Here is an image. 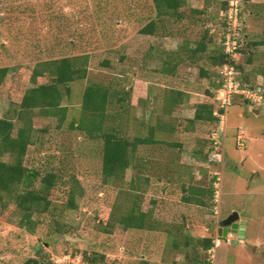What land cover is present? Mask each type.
<instances>
[{
  "label": "rangeland",
  "instance_id": "rangeland-1",
  "mask_svg": "<svg viewBox=\"0 0 264 264\" xmlns=\"http://www.w3.org/2000/svg\"><path fill=\"white\" fill-rule=\"evenodd\" d=\"M249 1L248 5L244 1L242 9L246 25L249 26L248 40L255 41L261 39L264 33V0ZM190 3L196 6L195 1ZM152 4V0H0V67L26 66L64 55L89 54L88 78L73 83L72 96L63 101L70 109V118L80 113L84 90L91 82L108 84L113 81L120 82L123 87H132L134 101L137 102L146 94L149 83L161 81L162 84L189 92L190 100L186 106L165 118L168 123L177 126L181 117L195 115L196 104L204 99V89L209 81L199 77L196 67L180 68L177 76L161 79V74L153 72L157 67L156 62L146 58V53L151 49L154 52L174 50L186 42L196 43L203 28L188 23H172L168 29L172 32L170 36L141 34L140 29L150 20ZM253 6L255 9L251 18L248 14ZM69 41L74 44L70 46ZM250 50L244 46L238 56L239 65L245 68L241 76L243 78L252 74L249 77L256 78L255 83L264 84V75L255 74L258 69H264V46L253 48L252 63H248ZM106 60L111 62V67L105 66ZM218 76L217 82L220 79ZM16 100H20V97H16ZM249 102L236 96L228 110L222 162L206 154L211 124L197 125L189 133L164 137L165 140L182 143L181 151L171 150L170 157L179 160L184 167L172 166L169 172H174L175 177L171 179L169 188L173 189L168 194L163 193V196L167 206L165 213L169 212L170 218L181 222L185 216L189 218L192 239L188 244H185V232V237L174 235L169 238L167 234H160L161 239L153 244L155 239L151 240L152 234L144 238L131 237L128 233H122L121 226L116 227L114 234L98 231L96 218L102 207H108L116 213L126 212L130 208L128 184L133 171L129 169L126 172L124 185L105 183L100 142L83 141L82 135L71 130L68 124L64 130L58 131L55 130L54 119L36 117L34 121L37 127H50L51 130L40 138L39 150L34 154V165L39 167V161L45 157L54 160L55 164H59L62 158L65 166L76 167L75 171L85 187L79 208L69 211L67 216L68 224L74 225L77 230L48 236L47 228L43 225L38 234H31L16 223L0 219V264H24L30 257L37 256L39 251L51 257L52 261L65 254L78 255L82 259L80 264H91L83 261V256L92 251L106 254L108 262L112 264H143V256H146L149 264H170V261L173 264L179 261L205 264L212 253L205 250L202 239L210 237L220 222L233 212L248 217L254 209L260 214L261 220L253 229L252 239L245 241L234 235L233 242L229 244L223 237L222 245L215 252V263L264 264V97ZM155 105L152 108L154 113L151 114L154 122L163 113L161 107L164 110L162 103ZM10 106L9 98L2 96L0 117L5 115ZM147 108L138 104L132 108L131 115L144 121ZM140 132L139 123L132 121L130 133ZM243 140L244 145L241 146ZM66 147L71 151L61 154ZM69 153L71 156L67 157ZM153 160L157 161L155 158ZM164 165L163 162L155 163L153 171H163ZM218 172L221 175L218 216L212 209L213 203H209L210 199H206L208 205H198L199 208L195 203H184L182 185H197L209 190L212 186L211 176ZM163 181L154 178L150 190L139 195L143 207H148L152 198L161 200L165 186Z\"/></svg>",
  "mask_w": 264,
  "mask_h": 264
},
{
  "label": "trees",
  "instance_id": "trees-1",
  "mask_svg": "<svg viewBox=\"0 0 264 264\" xmlns=\"http://www.w3.org/2000/svg\"><path fill=\"white\" fill-rule=\"evenodd\" d=\"M152 1L151 17L140 29L141 34L170 36L172 32L168 29L172 23H188L203 28V33L196 43L186 42L177 49L168 51L154 52L151 49L146 53V58L156 62L157 67L153 72L161 74V79L177 76L180 68L196 67L199 77L209 81L204 89V99L196 104L195 115L181 117L177 126L165 119L183 109L189 102V92L185 89L165 85L161 81L149 83L146 86V94L135 102L134 88L123 87L120 82L110 81L108 84L89 83L84 90L80 113L70 118V109L63 101L72 96L73 83L88 78L91 60L89 54L64 55L26 66L0 67V99L4 95L7 96L11 105L5 115L0 117V219L16 223L31 234H38L43 225L47 228L48 236L77 230V227L69 225L67 221L69 211L79 208V200L85 194V187L75 171L76 167L65 166L62 158L59 164H55L49 157L40 160L39 167L34 165V154L39 150L40 138L51 130L50 127L36 126L34 119L42 117L54 119L55 130H64L68 124L71 130L82 135L83 141L101 143L102 175L105 183L124 185L126 172L129 169L133 171L128 184L130 208L126 212L116 213L108 207H102L100 215L96 218L98 231L114 234L116 227L121 226L123 234L143 238L157 233L167 234L169 238L174 235L185 237V232V244L191 241L187 232L188 226H191L189 218L185 216L181 222L170 218L169 212L165 213L167 206L163 193L168 194V191L173 189L169 186L171 179L175 177L174 172L169 171L172 166L181 165L179 160L170 157L171 150L181 151L182 143L165 140L164 137L175 133H189L194 131L197 125L211 124L208 143L209 146L212 144L211 136L218 129L220 113L225 112L215 100V90L222 85L221 70L228 62V54L222 44L225 31L223 11L228 7V0ZM191 1H195L196 6L192 5ZM249 3L250 1L245 2L247 5ZM254 9L253 6L252 11L247 13L251 18ZM243 13L242 9L241 31L244 36L239 52L244 50V46L251 48L248 51V63H252L253 48L264 46V33L261 39L249 41V26L246 25ZM69 44L72 46L74 43L69 41ZM104 64L107 67L112 66L108 60ZM145 67L149 70L146 64ZM237 67L240 73L238 80L243 87L263 88L264 91L262 82L255 83L256 78H250L252 74L248 73L249 76L242 78L241 73L245 68L239 63ZM217 71L220 76L218 82ZM255 74L264 75V69H258ZM148 75L151 76L149 73ZM236 96L247 100L244 95L236 94L234 102ZM16 97H20V100H16ZM153 103H162L164 106V110L161 107L163 113L157 117L156 122L152 116V108L156 106ZM138 104L148 107L144 113V121L131 115L132 108ZM132 121L139 123L140 133H130ZM164 126L167 127L166 130ZM66 151L71 150L68 147L63 148L61 154ZM211 151L213 149L208 148L207 157ZM153 154L157 156L153 157ZM70 156L71 153L67 154V157ZM154 158L157 161H154ZM159 162L165 163L163 171H153L154 164ZM183 167L181 165L179 168ZM217 177L211 176L212 186L209 190L197 185H182L184 203L206 206V199H210L209 203H213L215 208ZM154 178L164 180L162 198H152L151 204L143 207L139 195L150 190ZM186 228L187 231H184ZM217 234L213 231L212 236L202 239L206 251L210 252L213 248ZM143 257V264H149L146 256ZM83 258L86 263L112 264L108 262L107 255L100 252H86ZM24 264L57 263L39 251L37 256L30 257ZM205 264H210V260L207 259Z\"/></svg>",
  "mask_w": 264,
  "mask_h": 264
},
{
  "label": "built area",
  "instance_id": "built-area-1",
  "mask_svg": "<svg viewBox=\"0 0 264 264\" xmlns=\"http://www.w3.org/2000/svg\"><path fill=\"white\" fill-rule=\"evenodd\" d=\"M242 8L243 0H228V7L225 11H223L225 31L223 32L222 36V44L224 45V51L228 54V62L221 70L223 82L222 85L215 90V100L219 104V107L225 112L220 113V124H218V129L211 136L212 144L209 146V149H213V151L210 152L209 156L219 159L218 162L223 161V140L226 131V117L230 106L233 105L234 96L236 94H242L250 100H257L260 97H264L263 88L243 87L241 82L238 80V76L240 74L237 67L238 56L240 55L239 47L244 36L243 32L241 31L243 25L241 17ZM240 145H244V140L240 142ZM215 175H217L218 177L217 181L215 182V187L217 188V205L214 208V213L218 216L220 214L219 184L221 182V175L220 172L215 173ZM225 238L227 243L231 244L233 242L234 236L232 234H229ZM222 243L223 237H220L217 234L214 241V246L210 250V252L212 253V257L209 259L210 264H216L215 252L222 245ZM53 260L57 264L82 263L81 257L74 258L70 254L53 258Z\"/></svg>",
  "mask_w": 264,
  "mask_h": 264
},
{
  "label": "water",
  "instance_id": "water-1",
  "mask_svg": "<svg viewBox=\"0 0 264 264\" xmlns=\"http://www.w3.org/2000/svg\"><path fill=\"white\" fill-rule=\"evenodd\" d=\"M249 1V0H244ZM246 102H248L246 100ZM246 221L240 219L238 212H233L227 218L220 222L218 228V235L220 237H227L229 234L238 235L239 238L245 237ZM237 242V241H236Z\"/></svg>",
  "mask_w": 264,
  "mask_h": 264
},
{
  "label": "crops",
  "instance_id": "crops-1",
  "mask_svg": "<svg viewBox=\"0 0 264 264\" xmlns=\"http://www.w3.org/2000/svg\"><path fill=\"white\" fill-rule=\"evenodd\" d=\"M247 101L249 102V99H247ZM255 206H256V204H255ZM257 206H258V204H257ZM200 207H203V206L201 205ZM198 208H199V206H198ZM259 215L260 214L258 213V211L254 209L253 212H250L249 213L248 217H246V216H240V219L241 220H245L246 221L245 237H244V240L245 241H250L252 239L253 234H254V232H253L254 230L253 229H254L255 225L257 224V222L261 220V217ZM176 220H178V219H176ZM218 228H219V226L216 227V229H215V231L217 233H218ZM188 229H189V231H188L189 236L192 239L191 232H190L191 231V226H190V228L188 226ZM207 229L210 230V227H207ZM161 235H163V234H161ZM161 235H160V233L151 235V237H152L151 240L152 239H155L156 240V242H154L155 240L152 241L153 244L158 243V241L161 239ZM211 236H212V233H211ZM203 237H205V236H203ZM207 237H209V236H207ZM146 240H147V238H146ZM170 264H173V262L170 261ZM176 264H185V263H182V262L179 261Z\"/></svg>",
  "mask_w": 264,
  "mask_h": 264
},
{
  "label": "clouds",
  "instance_id": "clouds-1",
  "mask_svg": "<svg viewBox=\"0 0 264 264\" xmlns=\"http://www.w3.org/2000/svg\"><path fill=\"white\" fill-rule=\"evenodd\" d=\"M233 235V234H232ZM234 236V235H233Z\"/></svg>",
  "mask_w": 264,
  "mask_h": 264
}]
</instances>
